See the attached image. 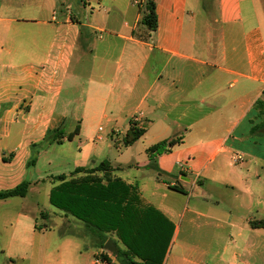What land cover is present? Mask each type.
<instances>
[{"label": "crops", "instance_id": "obj_1", "mask_svg": "<svg viewBox=\"0 0 264 264\" xmlns=\"http://www.w3.org/2000/svg\"><path fill=\"white\" fill-rule=\"evenodd\" d=\"M133 5L0 0V191L29 182L25 196L0 199V253L10 261L47 264L44 231L35 229L41 209L28 194L44 181L32 173L41 142L65 123L78 126L74 137L109 136L119 152L111 176L173 224L163 264H201L182 256L203 249L185 237H201L209 219L214 228L232 225L230 211L207 206L208 189L254 198L251 176L264 174L256 160L264 151V0H155L154 31ZM136 115L144 133L126 144ZM102 121L104 134L95 128ZM148 137L135 153L133 144ZM172 138L178 142L148 159L153 142ZM102 248L53 250L59 260L69 256L63 264H93L104 260Z\"/></svg>", "mask_w": 264, "mask_h": 264}, {"label": "rangeland", "instance_id": "obj_2", "mask_svg": "<svg viewBox=\"0 0 264 264\" xmlns=\"http://www.w3.org/2000/svg\"><path fill=\"white\" fill-rule=\"evenodd\" d=\"M133 6L142 15L143 7H141V4ZM198 13H204V10L198 8ZM122 127V124L117 126L120 130L123 129ZM73 128V123H65L62 127L59 125L57 130L63 129V133L66 136L67 132ZM95 128L98 133L104 134L108 127L105 121H102L97 123ZM63 133L58 135V132H54L51 129L46 133L44 140L41 142L42 148H38L37 146L38 151H44L42 154L40 153L38 162L32 173L34 177H43L44 181L41 184L35 185V188L33 187L28 194V202L37 203L38 209L47 213L43 218L38 215L36 224L38 226L45 225V229L42 230L45 234L42 246H47L49 250L48 255H46L47 264H52L53 262H57L56 264L67 263L69 259L67 254L63 258L65 260H59L53 250V248L61 244L64 247H69L70 250H74L73 247L76 246H79L81 249L93 248L94 245L99 246L98 238L86 229L82 221L75 219L49 203L47 190L57 182L55 176L64 173L69 177L71 175L69 173L76 166L88 168L96 161L110 160L113 163L114 159L119 155V152L117 153L116 149L109 145L111 144L109 136H105L106 138L101 140H96V138L86 139L83 136L74 137L72 140H67L66 138L60 140V137L64 135ZM58 139L62 143H57ZM150 141L149 137L142 141H136L132 146L134 152L141 155L140 152L143 150V144L146 145ZM261 153L262 156L256 159L258 160V165L264 164V151ZM36 157L37 155L32 156V158ZM225 168L232 172V168L229 165L225 166ZM253 168L255 167L253 166ZM97 174L99 176L102 175L101 173ZM259 174L260 178L257 179L254 175L251 176L250 188L251 194L254 197L251 204L248 196L242 192L234 193L231 189H225L226 187L221 185H215L216 188L208 189L212 194V199L217 200L218 203L216 204L214 200L209 199L207 206L210 209H215L218 214H228L230 211L232 225L214 228V221L209 219L201 237H185L188 242L196 241L197 239L201 241L203 244V249H199L201 252L191 254V252L186 251L183 252L182 256L193 257L201 264H264V227L252 228L249 224L251 221L264 220V174L263 172H259ZM84 175L86 174L82 172L73 174V177L79 178ZM249 208H251L250 214ZM93 240L94 244L92 243ZM103 240L104 243L106 241L111 242L114 248L113 250H107L101 247L102 249L99 251V254L112 255V259L116 261V252L123 247L115 232L103 233ZM0 264L26 263L17 260L10 261L4 254L0 253Z\"/></svg>", "mask_w": 264, "mask_h": 264}, {"label": "trees", "instance_id": "obj_3", "mask_svg": "<svg viewBox=\"0 0 264 264\" xmlns=\"http://www.w3.org/2000/svg\"><path fill=\"white\" fill-rule=\"evenodd\" d=\"M141 7L142 23L150 31H154L155 0H144V3L142 0ZM256 106L261 110L262 102L257 100ZM53 130L58 135L63 133V129ZM78 131L76 125L65 138L72 140ZM143 133L144 130L132 122L124 137V143H132ZM61 142L58 139L57 143ZM177 142V139L172 138L150 145L146 149L148 159L153 160L157 154L169 150ZM34 162L35 158H31L28 165H33ZM112 170L110 162L102 160L90 168L75 167L69 177L63 173L56 175L58 183L49 191V203L82 221L86 229L98 238L99 247L104 245L103 233L114 231L123 247L117 250L116 261L106 254H100L110 264H163L173 233V224L151 205H143L135 186L111 176ZM82 172L86 175L73 177V174ZM28 185L29 182L23 180L11 189L0 191V199L25 196ZM173 189L180 191L176 186ZM39 215L43 218L47 213L41 211ZM249 224L252 228L264 227V220L251 221ZM44 227L45 225H35L37 230L45 229Z\"/></svg>", "mask_w": 264, "mask_h": 264}, {"label": "built area", "instance_id": "obj_4", "mask_svg": "<svg viewBox=\"0 0 264 264\" xmlns=\"http://www.w3.org/2000/svg\"><path fill=\"white\" fill-rule=\"evenodd\" d=\"M141 2H142V0H132V3L134 5H137V6H139L141 4ZM132 121L134 122V124L138 128H142L143 123H142V120H141V118H140L139 115L134 116ZM240 159H241L240 156H235V158H234L235 161H238ZM93 264H110V263L108 261H106V260H102V259H99V258H95Z\"/></svg>", "mask_w": 264, "mask_h": 264}, {"label": "water", "instance_id": "obj_5", "mask_svg": "<svg viewBox=\"0 0 264 264\" xmlns=\"http://www.w3.org/2000/svg\"><path fill=\"white\" fill-rule=\"evenodd\" d=\"M104 248L107 249V250H113L114 245H113L111 242L106 241V242L104 243Z\"/></svg>", "mask_w": 264, "mask_h": 264}]
</instances>
